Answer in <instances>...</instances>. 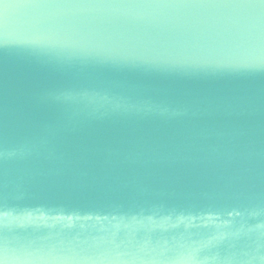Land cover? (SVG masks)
Listing matches in <instances>:
<instances>
[{"label": "water", "instance_id": "95a60500", "mask_svg": "<svg viewBox=\"0 0 264 264\" xmlns=\"http://www.w3.org/2000/svg\"><path fill=\"white\" fill-rule=\"evenodd\" d=\"M0 264H264V0H0Z\"/></svg>", "mask_w": 264, "mask_h": 264}]
</instances>
